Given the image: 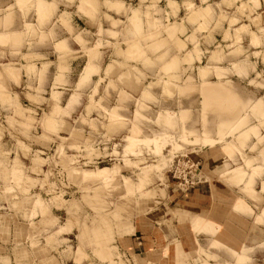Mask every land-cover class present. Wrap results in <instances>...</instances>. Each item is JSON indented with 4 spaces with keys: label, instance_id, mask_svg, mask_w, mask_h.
<instances>
[{
    "label": "rangeland",
    "instance_id": "374dc122",
    "mask_svg": "<svg viewBox=\"0 0 264 264\" xmlns=\"http://www.w3.org/2000/svg\"><path fill=\"white\" fill-rule=\"evenodd\" d=\"M38 1L46 17L54 3ZM130 2L117 8L123 16L117 21L101 11L110 2L79 4L93 22L99 14L110 21L107 30L100 23L97 33L89 31L94 39L76 38L80 57H58L60 77H80L78 91L47 88L55 55L0 54V264H134L111 246L122 229L163 204L170 190L215 178L242 192L236 211L264 223V67L247 72L240 63L225 64L223 56L245 54L243 36L249 33L264 50V8L258 9V0ZM185 25L190 34L182 41L178 34H186ZM26 32L35 37L33 25ZM73 60L74 69L68 66ZM99 65L106 70L92 86ZM15 67L26 69V82ZM204 83L226 87L230 93L220 99L231 94L224 101L231 108L225 111L219 97L203 95ZM196 176L200 181L192 183ZM186 214L197 233L215 235L221 227ZM211 246L229 259L199 243L194 258L186 262L180 252L176 264H241L242 254L250 259L247 246L239 251L216 238Z\"/></svg>",
    "mask_w": 264,
    "mask_h": 264
},
{
    "label": "crops",
    "instance_id": "0c3cea01",
    "mask_svg": "<svg viewBox=\"0 0 264 264\" xmlns=\"http://www.w3.org/2000/svg\"><path fill=\"white\" fill-rule=\"evenodd\" d=\"M37 1L28 0L24 4L19 0H0V36L7 35L10 38L7 40L0 39V54L5 53L6 55H10L11 53L21 51L22 54L41 55L45 56V58L55 55V60H49L50 64H52L49 65L48 78L46 79L47 88L50 89V92L52 89H55L61 94H63L61 90L62 85L66 87L71 86L72 89H68L78 91L80 77L73 79L68 74L66 78L60 77L62 69L58 63V57L63 53L69 55L75 54L76 57H80L82 53L81 44L76 38L81 36L85 41L91 38L94 39L89 34V31L97 33L100 23L103 24V30L109 29L105 25L109 23L110 19H106L103 16V21H101V15L99 14L96 21L93 22L87 13L79 9V0H49L55 6L53 5L51 12L46 17H41ZM97 1L100 4L104 2L112 3V7L110 8L98 7L99 9L102 7L101 11L103 14H107L116 21L122 20L121 17H123L117 11V8L132 3L130 2L132 0ZM133 1L136 4L141 3V0ZM258 2V9L264 8V0H258ZM145 3L147 2L145 1ZM23 6H27V9H22L21 7ZM178 12L180 13L181 11L178 9L176 13ZM258 13L255 12L253 17L255 18ZM263 13L264 11L261 12V14ZM8 16L11 17V23L9 22L6 25V18ZM172 17H175V15L173 14ZM262 17L264 20V15ZM31 25L36 30L34 38L26 32L27 26L31 27ZM186 27L187 32L185 35L178 34L182 41L186 40L190 34L188 32L190 30L189 27ZM226 29H228V26H225ZM225 30L222 32L221 40H223ZM251 30L255 31L254 29ZM15 33L20 34L21 38L19 41L11 39L10 36ZM80 33L82 34L80 35ZM243 37L247 41L244 47L245 54L236 57L229 54V52H225L223 56H227V60L224 62L225 64L240 63L239 65L247 68V72L252 73L254 67L257 68L261 65L264 67V50L261 49V46L253 45L251 33ZM261 41L264 42V37H262ZM187 45L190 47L192 43L189 42ZM59 46H63L65 49L63 51L62 49H57ZM256 52H261L259 56L261 59L256 58L257 55L254 54ZM173 53H177V50H174ZM247 55L249 59L245 58ZM46 62V60L37 61L36 64L38 68H41L42 64ZM224 62L218 61L216 63L218 67H222L219 65H222ZM88 63L89 61L86 59L83 70ZM91 63L96 67L98 65L96 62ZM68 64L69 68L73 69L77 65L74 60ZM182 65L186 66L187 64L182 63ZM99 67L98 72L94 71L91 73L90 84H93L92 86L97 84L96 82L100 73L103 74L106 70V65L104 67L99 65ZM15 68L21 70V79L26 82L28 80L24 78L27 74L26 69L23 68V70L21 67ZM63 80L65 82L60 84ZM12 84L14 83H10L9 85L12 87ZM36 85H39V83L37 82ZM35 94L32 93L33 96ZM249 98L244 100L251 103L252 100ZM183 102L184 108L188 109L189 107L186 105L189 103V100L185 99ZM120 103L127 106L131 102ZM212 153H214V149ZM258 190H260V184ZM241 195L242 192L239 193L238 190L220 178H215L213 181H200L197 185L188 189L176 187L169 191L168 199L159 207L149 213L137 214L131 225L127 226L125 230L122 229L123 232L115 240V244H111V246L115 247L116 251L118 250L123 257H127L134 264H176L180 252L184 254V258L188 262L192 257L194 258V256L190 257V255L197 252L199 243L206 250L210 251L211 254H216L222 261L229 259L223 250L211 246L212 240L216 238L225 245L239 251L245 246L249 247L251 251L249 252L250 259L248 264H264V223L259 224L253 216L235 210L234 203ZM262 197H264V193ZM247 200L252 205V200L249 198ZM186 213L190 216L201 215L220 224L221 227L215 235L207 232L197 233L194 230L192 220L185 216L187 215ZM181 214L184 215L183 218H180Z\"/></svg>",
    "mask_w": 264,
    "mask_h": 264
},
{
    "label": "bare ground",
    "instance_id": "6f19581e",
    "mask_svg": "<svg viewBox=\"0 0 264 264\" xmlns=\"http://www.w3.org/2000/svg\"><path fill=\"white\" fill-rule=\"evenodd\" d=\"M19 1H20V0H19ZM21 1H22V0H21ZM23 1H25V0H23ZM26 1H28V0H26ZM82 1H84L85 5H87V6H88V4H90V3L93 2V0H92V2H90V1H86V0H81V2H80L79 4H81ZM37 2H39V1H37ZM42 2H43V1H42ZM86 2H88V4H86ZM95 3H96V2H94V3H92V4H95ZM24 4H25V3H24ZM42 4L44 5V3H42ZM47 4H48V5H51L50 3H47ZM82 4H83V3H82ZM82 4H81V5H82ZM96 4H97V3H96ZM22 5H23V4H22ZM39 5H41V4L39 3ZM43 5H42V6H43ZM81 5H80V6H81ZM85 5H84V6H85ZM45 6H46V5H44L43 7H44V8H47V7H45ZM84 6H83V7H84ZM91 6H92V5H91ZM39 7H40V6H39ZM48 7H49V6H48ZM52 7H53V4H52ZM83 7H82V8H83ZM85 7H86V6H85ZM44 8H42V9L44 10ZM80 8H81V7H80ZM82 8H81V9H82ZM94 8H96V7L94 6ZM94 8H93V9H94ZM42 9H41V10H42ZM93 9H92V10H93ZM84 10H85V9H84ZM86 10H87V9H86ZM44 11H45V10H44ZM39 12H40V11H39ZM85 13H86V12H85ZM91 13H92V11H91ZM7 19H8V18H7ZM134 20H135V19H134ZM4 21H5V20H4ZM137 23H138V22H137ZM137 27H138V26H137ZM138 28H139V27H138ZM140 28H141V27H140ZM16 35H17V34H16ZM6 36H7V35H6ZM6 36L3 37V38L5 39ZM12 36H13V35H12ZM1 37H2V36H1ZM3 38H2V39H3ZM7 38H9V36H8ZM0 39H1V38H0ZM5 40H6V39H5ZM240 68H243V67H240ZM245 68H246V67H245ZM202 74H203V73H202ZM218 75H220V74L218 73ZM202 84H203V83H202ZM204 84H205V83H204ZM205 85H206V84H205ZM212 85H213V84L210 85V83H209V85H206V86L204 87V89H202V91H203V90L205 91V92L203 91L204 93H202V94H203V95H204V94H205V95H208L209 97H207V98H209V99L213 98L212 100H214V97H215V99H216V97H217V98L219 97L218 100L220 101V100H222V99H220V98H221L220 96H222V97L225 99V97L227 96L226 94H229V93H230L229 90H228V91L226 90V89H227L226 87H225L226 89L223 88L224 86L221 87L222 85L219 86V87H217L218 85H216V86H215V85L212 86ZM203 86H204V85H203ZM169 87H170V86H169ZM194 87H196V86H194ZM194 87H193V88H194ZM220 87H221V88H220ZM202 88H203V87H202ZM185 89H186V92L189 90V88H188V90H187V87H186ZM200 89H201V88H200ZM189 91H190V90H189ZM191 91H192V90H191ZM231 93H232V92H231ZM210 97H211V98H210ZM229 98H231V94H230L229 97L226 98V100H229ZM224 99L222 100L223 103H224V104H222V105H225V104H226V102H224V101H226V100H224ZM218 100H216V101H218ZM230 100H232L233 102H235V100H233V97H232V99H230ZM207 101H208V99H207ZM209 101H210V100H209ZM230 102H231V101H230ZM204 103H205V102H204ZM221 103H222V102H221ZM227 103H229V101H228ZM256 103H257V102H256ZM259 103H260V102H259ZM231 104H233V103H231ZM257 104H258V103H257ZM206 105H207V104H206ZM219 105H220V102H219ZM229 106H230V103H229V105L226 104V106H223V107H225L223 110L226 109L225 111H227V109H230V108H231V107L229 108ZM218 107H219V106H218ZM220 107H221V106H220ZM259 108H260V106H259ZM220 110H221V109H220ZM185 111H186V110H185ZM185 111H183V112H185ZM185 114H186V113H185ZM185 114H184V115H185ZM186 115H187V114H186ZM230 115H231V114H230ZM183 118H184V117H183ZM242 120H243V119H242ZM171 121H172V120H171ZM240 121H241V120H240ZM238 123H239V122H238ZM242 124H243V123H242ZM237 126H238V125H237ZM242 126H243V125H242ZM235 127H236V126H235ZM233 128H234V127H233ZM157 138H158V137H157ZM102 170H103V169H102ZM235 170H236V169H235ZM235 170H234V172H235ZM239 170H240V169H239ZM100 171H101V170H100ZM236 171H237V170H236ZM239 172H240V171H239ZM238 174H239V173H238ZM238 174H237V175H238ZM244 174H245V173H244ZM240 175H241V172H240ZM245 175H246V174H245ZM232 176H233V175H232ZM238 176H239V175H238ZM235 180H236V179H235ZM237 180L239 181V179H237ZM231 181H232V180H231ZM246 183H247V182H246ZM249 183H250V181H249ZM245 185H246V184H245ZM238 202H240V201L238 200ZM240 203H241V202H240ZM240 203H238V204H240ZM235 204H236V203H235ZM243 204H244V203H243ZM39 206H41V205H39ZM236 206H237V204H236ZM239 206L241 207V205H239ZM239 206H238L237 208H236V207H235V208L239 210ZM34 207H35V206H34ZM242 207H243V206H242ZM263 209H264V208H263ZM263 211H264V210H263ZM199 217H201V216H199ZM199 217L196 218V220L199 219L198 222L200 221V218H199ZM258 218H259V217H258ZM260 219H261V216H260ZM203 220L206 221V222H208L207 224L210 225V226H208V227H211V228L214 229V226H213L212 222L209 223V221H208V220H205L204 218H203ZM203 220L201 219V222H202ZM204 221H203V225L206 224V222H204ZM260 221H262V220H260ZM201 222H199V223H201ZM196 223H197V222H196ZM201 224H202V223H201ZM214 225H215V224H214ZM61 230H62V229H61ZM214 230H216V229H214ZM232 250H233V249H232ZM239 254H240V253H239ZM239 254H238V257H239ZM242 255H243V254H242ZM242 255H240V257L237 258V260L240 259V260H238V261H240L241 264H248V261H245L246 258H244V255H243V256H242ZM246 257H247V256H246ZM236 263H237V262H236Z\"/></svg>",
    "mask_w": 264,
    "mask_h": 264
},
{
    "label": "built area",
    "instance_id": "2783aa9c",
    "mask_svg": "<svg viewBox=\"0 0 264 264\" xmlns=\"http://www.w3.org/2000/svg\"><path fill=\"white\" fill-rule=\"evenodd\" d=\"M197 175H198V174H197ZM199 179H200V177L196 176V177H195V180H194V179L192 180V183H194V181H200ZM186 181H187V180H186Z\"/></svg>",
    "mask_w": 264,
    "mask_h": 264
}]
</instances>
